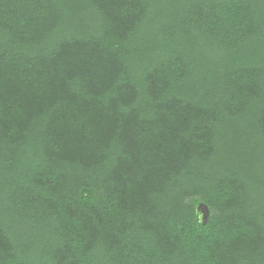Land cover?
<instances>
[{
	"label": "trees",
	"instance_id": "trees-1",
	"mask_svg": "<svg viewBox=\"0 0 264 264\" xmlns=\"http://www.w3.org/2000/svg\"><path fill=\"white\" fill-rule=\"evenodd\" d=\"M0 264H264V0H0Z\"/></svg>",
	"mask_w": 264,
	"mask_h": 264
}]
</instances>
